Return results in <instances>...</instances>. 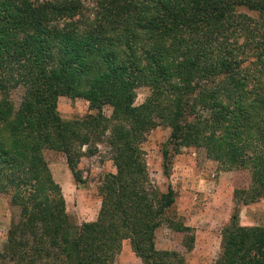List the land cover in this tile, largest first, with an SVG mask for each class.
I'll list each match as a JSON object with an SVG mask.
<instances>
[{
    "label": "trees",
    "instance_id": "obj_1",
    "mask_svg": "<svg viewBox=\"0 0 264 264\" xmlns=\"http://www.w3.org/2000/svg\"><path fill=\"white\" fill-rule=\"evenodd\" d=\"M93 2L0 0V194L18 209L0 264H113L123 240L140 264H184L154 248L163 222L184 234L187 252L193 239L166 216L173 191L148 189L140 144L160 125L175 152L201 147L222 169L249 171L213 264H264V221L240 226L236 209L264 199V0ZM141 86L149 95L134 106ZM59 97L94 114L62 121ZM198 107L208 115L196 117ZM100 138L115 171L98 187L96 218L75 228L42 152L62 153L78 182L76 164Z\"/></svg>",
    "mask_w": 264,
    "mask_h": 264
},
{
    "label": "rangeland",
    "instance_id": "obj_2",
    "mask_svg": "<svg viewBox=\"0 0 264 264\" xmlns=\"http://www.w3.org/2000/svg\"><path fill=\"white\" fill-rule=\"evenodd\" d=\"M81 1L87 10L94 8L93 0ZM247 14L254 17L251 13ZM21 95V89L10 93L15 106ZM148 95L147 87L136 88L133 105L141 104ZM56 111L62 121L78 120L94 114L93 110H89L88 103L80 98L59 97ZM110 112L108 106L102 108L105 117H109ZM207 115L208 111L204 107L197 108L196 117ZM169 132V128L162 125L146 132L140 149L144 155L149 191L164 193L168 188L173 191V204L166 216L170 221H177L190 228L192 249L188 252L185 250L184 234L169 228L166 222L154 232V248L176 252L182 257L184 264H213L220 253L221 230L229 224L233 212V192L247 189L249 171L224 170L209 159L201 147H181L175 152L168 143ZM90 145L96 151L90 156L79 158L76 164L78 182L73 181L62 153L51 150L42 152L51 178L60 187L68 223L75 228L96 218L100 202L98 187L106 174H113L115 171L109 160L105 140L100 138ZM164 150L167 151L165 163L162 160ZM164 165L166 169L163 168ZM236 209L240 226L263 224L264 199L239 205ZM17 219V207L10 205L7 195L0 194V250L5 244L11 222ZM113 264H140L139 259L131 252L127 240L121 241Z\"/></svg>",
    "mask_w": 264,
    "mask_h": 264
}]
</instances>
